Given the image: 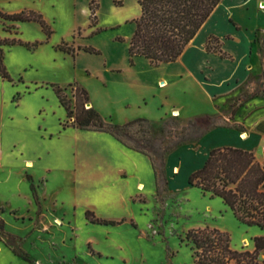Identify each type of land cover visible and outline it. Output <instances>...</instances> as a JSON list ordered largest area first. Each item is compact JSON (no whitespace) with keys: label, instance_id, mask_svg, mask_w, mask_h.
Returning a JSON list of instances; mask_svg holds the SVG:
<instances>
[{"label":"rangeland","instance_id":"374dc122","mask_svg":"<svg viewBox=\"0 0 264 264\" xmlns=\"http://www.w3.org/2000/svg\"><path fill=\"white\" fill-rule=\"evenodd\" d=\"M84 7L83 0H0V14L32 11L51 30L47 37L37 22H11L0 16V53L8 75L0 74V264H196L185 235L204 227L227 233L234 250H253L252 238L264 231L240 224L221 199L186 184L181 175L160 194L154 174L153 185L143 179L142 189L126 176L119 182L86 179L79 146L84 142L83 154L91 155L100 143L77 137L72 127H62L66 111L54 86L65 88L72 106L69 85L85 89L89 102L93 100L104 114L94 109L115 124L139 117L122 123L127 114L117 102L122 91L113 75L117 71L101 77L103 60L122 63L126 59L133 26L114 24L118 14L104 4L92 26ZM132 13L131 9L127 14ZM12 40L22 44H10ZM256 41L260 63L247 81L219 100L223 103L219 115L255 92L264 101V31ZM64 43L91 47L99 54L80 50L72 56L59 49ZM180 97L178 91L166 95L168 102ZM160 99L155 95L146 101L150 113ZM239 108L238 120L248 109ZM167 118L177 121L176 128L191 119ZM231 120L225 118L223 123L233 125ZM152 127V134L168 145L160 123ZM92 217L123 221L99 225L90 222Z\"/></svg>","mask_w":264,"mask_h":264},{"label":"crops","instance_id":"0c3cea01","mask_svg":"<svg viewBox=\"0 0 264 264\" xmlns=\"http://www.w3.org/2000/svg\"><path fill=\"white\" fill-rule=\"evenodd\" d=\"M83 1V10L88 16L90 0ZM115 1H120V6H115ZM138 1L99 0L97 15L102 5H107L118 14V20L114 24L131 22L134 31L132 21L140 15ZM261 6H264V0H220L173 63L152 67L145 58L135 57V65L129 66L128 53L122 63L108 58L103 60L102 79L106 78L105 74L109 71H117L113 75L118 79V89L122 90L117 102L127 114L122 123L135 117H143L157 125L174 112L181 119L219 115V108L223 105L219 100L247 81L260 63L256 36L264 31V8H260ZM131 9L133 13L129 16L127 13ZM204 30H207L206 33L198 40ZM209 35L220 40L221 50L230 58H221L218 54L205 50V41ZM169 91H178L182 97L178 101L168 102L166 95ZM155 95L161 99L156 102L155 111L150 113L145 106L146 101ZM89 106L104 114L93 100L89 102ZM127 109H134L136 112L129 113ZM241 109H247V114L240 120L235 115L231 124L240 125L242 130L211 128L198 141L182 143L165 154L164 175L167 186L179 175L187 184L189 175L200 169L210 150L217 147L229 146L253 152L264 165V155L261 154L264 151V101L256 96L245 102L239 108ZM73 129L77 137H82L83 140L95 139L100 143L94 146L91 155L85 152L83 154L84 142L79 146L81 170L85 172L88 181L106 182L112 179L119 182L126 176L138 181L137 187L141 189L143 179L151 181L150 184L153 185V170L148 157L127 149L106 133ZM240 134H245L246 137L241 139ZM28 162L30 161L26 163H31ZM119 199L122 200L123 196L119 195Z\"/></svg>","mask_w":264,"mask_h":264},{"label":"trees","instance_id":"16d2710c","mask_svg":"<svg viewBox=\"0 0 264 264\" xmlns=\"http://www.w3.org/2000/svg\"><path fill=\"white\" fill-rule=\"evenodd\" d=\"M219 2L220 0H139L140 15L132 21L134 31L128 42L129 65H134L135 57L145 58L152 67L175 62ZM114 3L121 4L120 1ZM98 8L99 0L89 1L92 26L96 24ZM0 16L11 22H37L47 37L51 34L41 15L32 11ZM118 41L123 40L118 38ZM16 42L22 44L14 40L10 41V44ZM36 45L37 43L32 47ZM59 49L72 56L80 50L99 54L91 47L74 48L65 43L61 44ZM205 50L208 53H216L221 58H230L221 50L220 40L213 35L207 37ZM0 74L3 78H8L2 65L1 53ZM69 87L74 100L73 106L64 94L65 88L54 86L59 104L66 111L67 120L62 127L106 133L127 149L148 157L155 177L157 194L167 185L164 156L168 151L182 143L198 141L211 128L242 130L239 125H228L223 121L225 118L231 120L240 106L257 96L256 92L250 94L225 114L191 118L181 128H176L178 123L174 119H164L160 123V131L170 143L163 145V137L152 134V123L148 119L139 117L124 124H115L104 119L93 107H86L89 97L85 89L76 84H70ZM187 183L203 194H209L210 198L221 199L240 224L264 231V165L257 160L253 152L229 146L213 148L203 166L189 175ZM86 214L87 217L91 216V213ZM122 221H106L95 217L90 219L91 223L99 225H115ZM2 231L3 222L0 220V232ZM185 238L196 264H264V259L260 258L264 253V234L252 238L251 251L232 249L229 235L216 228L191 229Z\"/></svg>","mask_w":264,"mask_h":264},{"label":"bare ground","instance_id":"6f19581e","mask_svg":"<svg viewBox=\"0 0 264 264\" xmlns=\"http://www.w3.org/2000/svg\"><path fill=\"white\" fill-rule=\"evenodd\" d=\"M260 8H264V6H261ZM175 116V115H174ZM240 137H241V139H244L245 137H246V135L245 134H240ZM28 163H30V162H28ZM27 165V167H31L30 165H31V163L30 164H26ZM175 173V172H174ZM139 189H141V187L139 188Z\"/></svg>","mask_w":264,"mask_h":264},{"label":"built area","instance_id":"2783aa9c","mask_svg":"<svg viewBox=\"0 0 264 264\" xmlns=\"http://www.w3.org/2000/svg\"><path fill=\"white\" fill-rule=\"evenodd\" d=\"M177 115V113L176 112H174L172 115ZM176 117V116H175ZM262 155H264V151H262Z\"/></svg>","mask_w":264,"mask_h":264},{"label":"water","instance_id":"95a60500","mask_svg":"<svg viewBox=\"0 0 264 264\" xmlns=\"http://www.w3.org/2000/svg\"><path fill=\"white\" fill-rule=\"evenodd\" d=\"M87 106H89V104H87Z\"/></svg>","mask_w":264,"mask_h":264}]
</instances>
